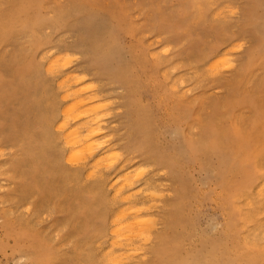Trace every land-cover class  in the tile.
I'll return each mask as SVG.
<instances>
[{"label":"rangeland","instance_id":"374dc122","mask_svg":"<svg viewBox=\"0 0 264 264\" xmlns=\"http://www.w3.org/2000/svg\"><path fill=\"white\" fill-rule=\"evenodd\" d=\"M70 84L86 88L78 101L96 89L82 97L95 98L89 119L60 118L77 101H59ZM73 116L101 131L78 167L63 146ZM0 151V264H249L244 234L264 264V0H0ZM127 181L155 218L130 248L113 245L111 225L132 206L116 193ZM239 212L253 217L248 229Z\"/></svg>","mask_w":264,"mask_h":264},{"label":"bare ground","instance_id":"6f19581e","mask_svg":"<svg viewBox=\"0 0 264 264\" xmlns=\"http://www.w3.org/2000/svg\"><path fill=\"white\" fill-rule=\"evenodd\" d=\"M228 5V4H227ZM220 11V10H219ZM218 11V12H219ZM216 15V14H215ZM214 15V16H215ZM232 15V14H231ZM218 16V15H217ZM223 16V15H222ZM220 17V16H219ZM223 18V17H222ZM237 43H238V41H237ZM233 44V43H232ZM242 45V44H241ZM238 46H239V44H238ZM230 47H232V45L230 46ZM229 47V48H230ZM227 50V49H226ZM232 50L230 49V52L229 53H232L231 52ZM241 51V50H240ZM227 53H228V51H227ZM51 54V52L49 53V55ZM152 54H154V53H152ZM220 54H222V52L220 53ZM65 55H68V54H65ZM61 57H62V55H60ZM59 54H58V57H57V55H56V58L54 57V59L53 58H50V59H52V60H50V61H53L54 60V63L56 62L55 60H57L58 62H60L58 59H59ZM158 56H159V54H158ZM228 56V55H227ZM41 57V56H40ZM68 57V56H67ZM67 57H65L66 59H67ZM223 58H224V56H222ZM228 57H230V56H228ZM228 57H226V58H228ZM42 58V57H41ZM58 58V59H57ZM70 58L71 57H69V59L68 60H70ZM158 58V57H157ZM220 58L221 57H219V58H217V59H215L216 61L217 60H219L220 61ZM62 59H64V57L62 58ZM65 59V60H66ZM222 59V58H221ZM39 60H41V59H39ZM228 60V64H229V59H226V61ZM47 61V60H46ZM71 61H73V60H71ZM76 61V60H75ZM225 61V63L227 64V62ZM49 62V61H48ZM48 62H47V64H48ZM63 62V61H62ZM62 62H60V65H61V63ZM218 62V61H217ZM218 63H220V62H218ZM51 64V63H50ZM63 64V63H62ZM58 66V63H56V64H54V66ZM59 65V67H61ZM210 65V64H209ZM208 65V66H209ZM47 66H51V65H47ZM226 66H228V65H226ZM53 67V66H52ZM52 67H51V69H48L49 71H50V74L48 73L47 74V72H48V70H47V67H45V69L47 70H44V71H46V74L47 75H50L51 76V70H53L52 69ZM63 67V66H62ZM217 67V66H216ZM216 67H214L215 69H216ZM223 67V66H222ZM213 67H210V69H214ZM231 68V67H230ZM62 69V68H61ZM60 69V70H61ZM215 69L213 70V71H215ZM58 70V69H57ZM59 70V71H60ZM62 70H64V69H62ZM62 70L59 72V74H61V72H62ZM219 69L217 68V71H218ZM221 70H222V68H221ZM208 71V70H207ZM55 72H56V70H55ZM220 70L218 71V72H214V73H218L219 75H220ZM64 74H65V72H63ZM213 72L211 73V75H213L214 74ZM54 74V76H55V73H52V75ZM57 74V73H56ZM71 74V73H70ZM218 74H216V75H218ZM56 76H58V75H56ZM60 76V75H59ZM61 76H62V74H61ZM68 75L66 74V77H67ZM70 76V75H69ZM78 76V75H77ZM85 76V75H84ZM52 77V76H51ZM68 78H70V77H68ZM57 79H59V78H57ZM64 80H67L66 78H63ZM81 79H84V77H82ZM62 80V79H61ZM64 80H62L61 82H60V85H62L63 84V81ZM70 80V79H69ZM178 80V79H177ZM73 82L74 81H76V80H72ZM57 82H59V81H57ZM77 82V81H76ZM62 83V84H61ZM65 83H66V81H65ZM69 83H71V80H70V82ZM68 83V84H69ZM75 83V82H74ZM172 83H174V82H172ZM77 84V83H76ZM175 84H176V82H175ZM174 84V85H175ZM58 85V84H57ZM75 85V84H74ZM81 85H82V82H81ZM80 85V86H81ZM66 86V85H65ZM65 86H63V88L65 87ZM69 86V85H68ZM73 86V85H72ZM71 86V84H70V86L69 87H72ZM79 86V88H80V90H78V91H75V87H74V89H72V88H70L69 90H74L72 93H70V94H68L67 93V95L65 96V99L63 100V99H60L59 101H65V100H68V99H76V97L78 98V93H80L81 91H83L84 90V92H85V89L84 88H82V86L80 87ZM181 86V85H180ZM57 87V86H56ZM60 87H62V86H58V88H60ZM172 87V86H171ZM78 88V87H77ZM81 88H82V90H81ZM176 88V87H175ZM53 89V88H52ZM61 90V92L63 93V91H62V88H60ZM66 89H67V86H66ZM59 90V89H58ZM77 90V89H76ZM92 90V88L89 90V94H90V91ZM94 90H96V89H94ZM94 90H92V91H94ZM186 90V89H185ZM184 90V91H185ZM187 90H188V88H187ZM66 91H68V90H66ZM91 91V93H93V94H91V95H94L95 94V92H92ZM56 92V91H55ZM64 92H65V90H64ZM75 92L77 93V94H75ZM189 92V91H188ZM66 93V92H65ZM85 94V95H88L89 96V94ZM184 93V92H183ZM58 94V93H57ZM64 94V93H63ZM82 94V93H81ZM83 94V95H84ZM97 94V93H96ZM80 96L79 95V100H81V101H78L77 99V101H76V103L74 102L72 105H73V107L71 106V108H70V106L68 105L67 107L68 108H70L69 110L67 109V107L65 108V107H63L64 109H62V112L64 113H62L63 114V116H61L60 118H64V117H67L68 115H71L72 116V114L74 113L75 114V111L77 110L78 111V113H77V115L76 116H81V115H83V117H87L88 115L86 114L87 112L89 113V111H91V112H96V111H93L94 109V107L92 106V105H94L93 104V102L95 101L94 99L95 98H91V100H94V101H92V103H91V105L90 106H87L86 108H90L91 109V107H93L92 108V110H87V109H85V105H87V103H89V102H91V100L89 99V102H87L86 100H88V98L87 99H84V98H82V97H84V96ZM90 95V96H91ZM61 96V95H60ZM97 96V95H96ZM63 98V97H62ZM80 98H82V99H84V100H82V99H80ZM97 98V97H96ZM75 99L74 100H72V101H75ZM85 101V102H84ZM71 102V101H70ZM87 102V103H86ZM104 102V101H103ZM62 103V102H61ZM67 105V104H66ZM65 106V105H64ZM81 107H84L83 108V111H79V110H82V108ZM81 108V109H80ZM105 108V107H104ZM64 110V111H63ZM67 110V111H66ZM85 110V111H84ZM100 110H101V108H100ZM99 110V111H100ZM103 110H105V109H102L101 110V113H102V111ZM90 112V113H91ZM105 112V111H104ZM98 113V112H97ZM100 113V112H99ZM73 114V115H74ZM93 114V113H92ZM61 115V114H60ZM99 115H101V114H94V115H91L93 118L96 116V118H94L93 120L95 121V122H97L96 124L98 125V128L101 130V128H100V126H103L104 125V123H105V118H106V116L105 117H103V115H104V113H103V115H101V117H100V120H99ZM82 117V118H83ZM73 118H74V116H73ZM88 119H89V117H87ZM87 118H85V120H88ZM98 118V119H97ZM104 118V119H103ZM68 118H66V120H67ZM71 117H70V121H71ZM84 119V118H83ZM104 120V122H103V124L102 125H100L99 126V124L102 122V120ZM69 120V119H68ZM67 120V123L65 122L62 126H61V128H63V129H66V127H67V124L68 123H70L69 121ZM77 120H79V119H77ZM81 120V119H80ZM84 120V121H85ZM90 120H92V119H90ZM93 120H92V122L90 121V123H94L93 122ZM72 121H74V125H75V127L74 126H72V128H70L71 130H69V129H67V130H69V132L67 133V134H65L64 133V135H65V139L62 137V139H64V140H66L65 142L66 143H64L63 144V146L66 144V145H69V147H71L72 149V151H71V153H72V155L71 156H68V155H70V149H68V153H67V155L65 156L69 161H71L72 162V160H74V162L76 163V160H81L82 158L84 159V155H85V157H86V155L87 154H89V155H91L92 154V152L93 153H95L96 152V150H98V144H95V139L97 138V136L99 135V133H101V131L99 130H97V129H95V127H93V125H95V124H90V123H84V124H82V125H80L79 124V122L78 123H76L75 124V122H77V121H75V118L74 119H72ZM71 121V122H72ZM84 121H80V123H83ZM99 121H101L100 123H99ZM107 122V121H106ZM58 124V123H57ZM56 124V125H57ZM71 124H73V122L71 123ZM78 124V125H77ZM70 125V124H69ZM76 125H77V127H76ZM107 126V125H106ZM106 126H104V127H106ZM70 127V126H69ZM104 127H102V128H104ZM57 128V127H56ZM55 130V129H54ZM59 130H61V129H59ZM57 131V130H56ZM105 133V132H104ZM103 133V131H102V133H101V135L103 134V135H105ZM100 135V136H101ZM99 136V137H100ZM98 137V138H99ZM102 137H104V136H102ZM102 137H100V139L102 138ZM237 137V145H238V147H237V151H236V154H237V157H240L241 158V160H243V162H245L246 161V164L247 165H249L251 168L249 169V172H248V175H251V177H255V176H257L261 171H260V169L257 167L258 165H257V163H256V161L254 160V159H252L251 158V156H250V154L249 153H246V154H244L245 152H246V149H248V145H247V143H245V142H243L242 141V138H240L239 136H236ZM111 137H109V139H110ZM60 139H61V137H60ZM106 139L107 138H105V141H106ZM108 139V140H109ZM108 140H107V142H108ZM62 141V140H61ZM96 141H99V139L98 140H96ZM103 142V141H102ZM107 142H105V143H107ZM63 143V142H62ZM98 143H100V142H98ZM95 145L97 146V149H96V147H95ZM113 145V144H112ZM61 147V146H60ZM68 147V146H67ZM66 148V147H65ZM95 150V152H94V150ZM107 149H108V147H107ZM1 152V151H0ZM103 152V151H102ZM112 152V153H111ZM111 152H107L108 153V155L110 154V156H107V155H104L103 154V156H104V158L105 157H109L110 159H108V160H110L109 162H108V160L107 159H105L106 160V163H108V164H106L105 165V161H104V159L101 161V163H104V165L107 167V165H113V164H111L112 162L113 163H115L116 161L115 160H117L116 158H117V155L115 154L116 152H113V151H111ZM101 153V152H100ZM106 153V154H107ZM241 154V155H240ZM100 155V154H99ZM101 155H102V153H101ZM100 155V156H101ZM116 156L115 157V159H114V157H112V159L115 161H113L112 159H111V156ZM88 156V155H87ZM99 156V157H100ZM103 156H101V157H103ZM71 157V158H70ZM119 157V156H118ZM86 158H89V157H86ZM71 159V160H70ZM102 159V158H101ZM88 160V159H87ZM84 161V160H83ZM94 161V160H93ZM104 161V162H103ZM78 162V161H77ZM74 163V164H75ZM81 163H83V162H81ZM101 163H99L100 165H101ZM77 164V167H78V163H76ZM90 164V163H89ZM93 164H94V162H93ZM72 165V164H71ZM82 165V164H81ZM84 165V164H83ZM91 165H92V162H91ZM103 165V164H102ZM101 165V166H102ZM109 165V167H111ZM85 166V165H84ZM88 165H86V167H87ZM101 166H99V168L101 167ZM105 166H103V168L105 167ZM94 167V166H93ZM138 167V166H137ZM79 168H81V167H79ZM88 168V167H87ZM92 168V167H91ZM97 168V167H96ZM103 168H101L100 170H102ZM119 168V167H118ZM134 168H136V167H134ZM83 169V168H82ZM95 169V168H94ZM98 169V168H97ZM139 169V168H138ZM87 170V169H86ZM88 170H89V168H88ZM92 169H90L89 171H91ZM107 171V169H103V172L104 171ZM140 170V169H139ZM89 171H88V174H87V179H88V177H90V176H88L89 175ZM87 172V171H86ZM97 172V171H96ZM137 172V171H136ZM105 174H107L106 172H105ZM122 174V173H121ZM121 174H119V175H121ZM128 174V173H127ZM133 174V173H132ZM137 174V173H136ZM96 175H99V173L97 172V174ZM134 175H135V173H134ZM102 176V175H101ZM100 175H99V178L101 177ZM122 176V175H121ZM130 176H131V173H130ZM93 177V176H92ZM98 177V176H97ZM134 177V176H133ZM139 177H142V176H139L138 175V177L137 178H139ZM93 178H95V177H93ZM116 178H120V176L119 177H116ZM115 178V179H116ZM132 178V176L130 177V179ZM136 178V179H137ZM97 179V178H96ZM114 179V178H113ZM136 179L134 180L135 182H136ZM90 180V179H89ZM111 180V179H110ZM139 180V179H138ZM137 180V181H138ZM133 181V183H135ZM140 181H142L141 180V178H140ZM88 182V181H87ZM113 182V181H112ZM116 182V181H115ZM110 183V184H115V185H118L119 184V181H117L118 182V184H116V183ZM245 182H249V181H245ZM2 183V182H1ZM133 183H132V185L127 181L126 183H124V184H122V186L120 187H116V188H118L117 189V195H118V198H119V196H121L122 197V199L124 200V201H126V202H124V203H127V202H129L130 204H132V206L130 207V208H128V209H123V210H121L120 212H119V214L117 215V211H116V209H114L116 212L114 213V212H111V213H113L112 215H114L115 214V216H112V217H114L113 219H112V224H111V222H110V224L111 225H113V234L115 235V240L113 241V245L114 246H116V245H121V246H125V248H130V247H126V246H130L131 245V241L134 239V238H138V237H140V239L142 238V236L144 237V236H146V233L148 232V230L150 229L151 230V228L153 227V225H152V222H153V224L155 225V218L152 220V218H150V217H152V216H146L147 214H150L149 212H148V209H146V207H144V206H141L140 205V202L142 203V201H140L139 202V204H137V203H135V202H137V201H135L134 202V200H137V199H134L133 200V194H131L132 192H134L133 190H132V192L130 193V191H131V189H132V186H135V185H133ZM136 183H138V182H136ZM135 183V184H136ZM120 185V184H119ZM159 185V184H158ZM144 186H146V185H144ZM143 186V187H144ZM153 186V185H152ZM112 187H113V185H112ZM112 187H110V188H112ZM141 187V186H140ZM139 187V188H140ZM142 187V188H143ZM154 187V186H153ZM108 188H109V186H108ZM115 188V187H114ZM160 188V187H159ZM258 188H259V186H258ZM127 189V190H126ZM154 189V188H153ZM114 190V189H113ZM116 190V189H115ZM149 190V189H148ZM148 190H145V191H148ZM155 190V189H154ZM153 190V192H158V191H154ZM151 191H152V189H151ZM136 192H137V190H136ZM142 192V193H141ZM140 193H138L137 192V194H139V195H141V198H143V194L145 195V193H143V191H141ZM116 193H115V195H116ZM162 193V192H161ZM258 193V192H257ZM113 194V193H112ZM153 194V193H152ZM152 194H150V197L151 196H153ZM167 194V193H166ZM169 194V193H168ZM167 194V195H168ZM259 196L261 197L260 199H262L263 201H264V183L261 185V187H260V189H259ZM117 195H116V197H117ZM155 195V194H154ZM137 196V195H136ZM146 196V195H145ZM144 196V197H145ZM159 196H161V194H159L158 195V197ZM112 197H114L113 195H112ZM112 197H110V198H112ZM115 197V198H116ZM157 197V198H158ZM162 197V196H161ZM160 197V198H161ZM164 197V196H163ZM139 198V197H138ZM146 198V197H145ZM156 198V197H155ZM120 199V198H119ZM110 200H112V199H110ZM117 200V199H116ZM147 200H148V198H147ZM110 202H113V200L112 201H110ZM117 202H120V201H117ZM123 202H122V204H123ZM145 202H146V200H145ZM149 202V201H148ZM114 203H116V202H114ZM128 203V204H129ZM147 203V202H146ZM119 204H121V203H118V206H119ZM144 204V203H143ZM264 204V203H263ZM110 207L112 206V205H109ZM115 206L117 207V203L115 204ZM28 207V206H27ZM113 207V206H112ZM262 210V209H261ZM113 211V210H112ZM256 211V210H255ZM24 212H25V210H24ZM152 212V211H151ZM28 213V212H27ZM111 213L109 214V215H111ZM249 213V212H248ZM262 213V212H261ZM155 214V213H154ZM250 214H251V212H250ZM239 215H240V217H239V219H238V221L239 222H237V226H240V229H244V228H246V229H248V227H249V225L251 226V224H252V218L253 217H251V215H249V214H245L244 212H239ZM154 217V216H153ZM251 217V218H250ZM256 218V217H255ZM255 220V219H254ZM256 220H258L257 218H256ZM255 222V221H254ZM157 223V222H156ZM256 223H258L257 221H256ZM109 224V225H110ZM110 225V226H111ZM254 225V224H253ZM154 228H156V226L154 227ZM153 228V229H154ZM251 229V228H250ZM110 230V229H109ZM154 231V230H153ZM153 231H151V232H153ZM251 231V230H250ZM257 232V231H256ZM111 233V232H110ZM109 233V234H110ZM238 232H235V234H234V236H237L236 234H237ZM248 233V232H247ZM251 233H252V231H251ZM108 234V235H109ZM112 234V233H111ZM263 234V233H262ZM245 235V234H244ZM243 235V237L241 236V238H239V239H237L236 237H235V240L237 241V246H238V253H239V256H240V259L241 258H243V260L244 261H246L247 263H249V264H255V261H253L252 259H255V257H248V256H250V255H252L253 253H254V248H255V246L254 245H256V246H258L257 245V243L256 242H254V239H251L247 234L244 236ZM253 236V235H252ZM110 237H111V235H110ZM113 239H114V236L112 237ZM112 238H110L109 240H111ZM107 239V238H106ZM137 241H139L138 243H140V241L141 240H137ZM137 241H135V242H137ZM108 243V242H107ZM111 244V243H110ZM141 244V243H140ZM139 244V245H140ZM148 244V243H147ZM147 244H144L143 246L145 247ZM254 244V245H253ZM259 244V243H258ZM261 245V244H260ZM113 246V247H114ZM133 246H136V243L135 244H133ZM142 246V245H141ZM148 246H151V245H149L148 244ZM131 247H132V245H131ZM138 247V246H137ZM147 247V246H146ZM109 248H110V246L108 247V249L106 250L105 249V253H104V255L105 254H107V252H109L110 250H109ZM115 248H117V247H115ZM118 248H120V247H118ZM141 248V247H140ZM264 246L262 245V247L260 248V250H262V252H261V255H259L258 254V256H260L261 257V261L264 263ZM133 249V248H132ZM138 249H139V247H138ZM142 249V248H141ZM123 250H125V249H123ZM140 250V249H139ZM112 251V250H111ZM110 251V252H111ZM113 251H114V249H113ZM113 251H112V253H113ZM116 251H120V249L119 250H116ZM125 251H127V250H125ZM121 252V251H120ZM128 252V251H127ZM127 252H126V254H125V257L127 256ZM101 253V252H100ZM116 253V252H115ZM114 253V254H115ZM123 253H124V251H123ZM131 254V251H129L128 252V254ZM134 254H135V252H133ZM132 253V254H133ZM122 254V253H121ZM133 254V255H134ZM142 254V253H141ZM104 255H102V258H103V256ZM119 255V254H118ZM118 255L116 256V255H114V256H111L110 255V257H108V256H106V258L108 257L109 258V260L111 261H113V260H116V259H118L119 257H118ZM136 255V254H135ZM101 257V256H100ZM132 257V256H131ZM108 258H107V260H108ZM123 258V257H122ZM127 258H129V255H128V257ZM135 258H136V256H135ZM138 258V257H137ZM132 259H133V257H132ZM139 259H141V258H139ZM101 260H103V259H101ZM104 261V260H103ZM109 261V262H110ZM111 261V262H112ZM110 262V263H111ZM128 262V261H127ZM102 263H105V262H102ZM119 263H120V261H119ZM123 263V262H122ZM113 264V263H112ZM114 264H116V263H114Z\"/></svg>","mask_w":264,"mask_h":264}]
</instances>
